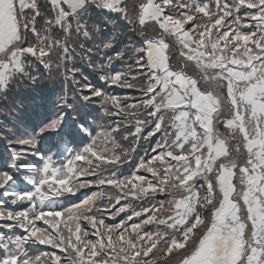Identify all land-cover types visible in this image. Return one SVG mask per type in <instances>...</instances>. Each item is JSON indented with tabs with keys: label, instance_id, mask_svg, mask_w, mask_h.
I'll return each mask as SVG.
<instances>
[{
	"label": "snow or ice",
	"instance_id": "snow-or-ice-1",
	"mask_svg": "<svg viewBox=\"0 0 264 264\" xmlns=\"http://www.w3.org/2000/svg\"><path fill=\"white\" fill-rule=\"evenodd\" d=\"M0 116V264H264V0H0Z\"/></svg>",
	"mask_w": 264,
	"mask_h": 264
},
{
	"label": "trees",
	"instance_id": "trees-1",
	"mask_svg": "<svg viewBox=\"0 0 264 264\" xmlns=\"http://www.w3.org/2000/svg\"><path fill=\"white\" fill-rule=\"evenodd\" d=\"M89 71H90V70L85 71V73H84V74L88 77L89 82L96 83L97 85H99L100 83H102V82H99L97 78H95V74H94V73L91 74V75H89ZM41 84H42V85H41ZM53 85H54V87H56V88L58 89L57 94H59V88H60V86H59L58 84H54V83L49 82V81H46V80H42V81L39 82V83H27L26 86L21 87V89L19 90V92H18V100H17V102H19V101H20V98H21L23 95H26V94H28V96L31 97L30 99H31L32 102H33L34 99H33V96H32V91H33V88H34V87H37L40 91H42L43 93H45V92H44V91H45V88H46V87L50 88V87H52ZM115 91H116L117 94H121V95H123V94H125L128 90L115 89ZM26 96H27V95H26ZM56 97H57V95H55L53 101L49 103V105H48V107H47V110H48V109H51L52 111L55 110V105H54V103H55ZM89 121H91V117L89 118Z\"/></svg>",
	"mask_w": 264,
	"mask_h": 264
},
{
	"label": "rangeland",
	"instance_id": "rangeland-1",
	"mask_svg": "<svg viewBox=\"0 0 264 264\" xmlns=\"http://www.w3.org/2000/svg\"><path fill=\"white\" fill-rule=\"evenodd\" d=\"M41 82V81H40ZM42 85V84H41ZM54 105H55V103H54ZM55 107H56V105H55ZM67 146V145H66ZM1 147V146H0ZM64 153V152H63Z\"/></svg>",
	"mask_w": 264,
	"mask_h": 264
}]
</instances>
